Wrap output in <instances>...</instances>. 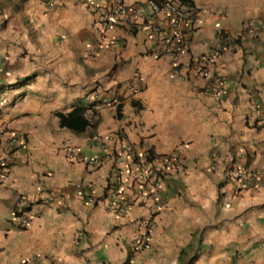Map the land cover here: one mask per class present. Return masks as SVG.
<instances>
[{
	"label": "crops",
	"instance_id": "1",
	"mask_svg": "<svg viewBox=\"0 0 264 264\" xmlns=\"http://www.w3.org/2000/svg\"><path fill=\"white\" fill-rule=\"evenodd\" d=\"M191 2L202 24L175 67L152 55L142 31L118 26L98 35V15L83 0H0V121L26 143L0 184V264H264V128L254 127L255 102L264 107V31L246 30L264 23V0ZM221 33L230 46L201 76L191 60L208 54ZM117 41L92 56L99 43ZM217 78L227 90L219 101L207 89ZM98 93L119 96L120 110L91 102ZM79 106L93 113L96 127L62 128L58 114ZM117 133L123 144L148 143L158 156L180 147L183 159L157 204L134 205L124 217L104 195L113 166L108 153L120 144L94 140ZM67 145L80 159L65 152ZM95 157L103 165L87 167ZM233 166L260 171L261 188L234 196L224 179ZM80 183L94 187L96 205L76 189ZM21 194L32 205L25 230L11 223ZM148 220L151 245L135 254L132 243Z\"/></svg>",
	"mask_w": 264,
	"mask_h": 264
},
{
	"label": "built area",
	"instance_id": "2",
	"mask_svg": "<svg viewBox=\"0 0 264 264\" xmlns=\"http://www.w3.org/2000/svg\"><path fill=\"white\" fill-rule=\"evenodd\" d=\"M85 7L92 13L98 15L95 20L97 34L105 35L110 29L127 26L142 31L145 34L146 44L150 47L154 57L162 59L169 57L175 67L179 66V58L183 54H189L193 37L201 27L202 20L200 11L191 6L184 5L179 0H147L144 4L129 5L124 0H118L109 6H103L95 0H83ZM1 18V12H0ZM246 30L253 36L256 31H264V23L256 25L255 28L247 26ZM229 36L220 34L219 43L208 53L191 60L192 67L201 76H206L209 65L229 48ZM119 46L118 41L113 46H104L99 43L92 56L96 57L106 48L114 50ZM136 80V79H135ZM134 90L140 92L141 87L137 81L133 82ZM225 81L217 78L208 85V92L216 101L223 99L227 90L224 88ZM91 102H100V105L108 107H119L121 99L114 94L98 93L90 98ZM259 111V117L255 122V128H264V107L255 102ZM88 119L93 121V113L88 111ZM5 135L8 139L3 142ZM98 143L115 142L120 144L108 154L112 160V168L105 187V198L109 202L110 209L118 217H124L134 205H142L153 200L157 204L158 194L164 186L165 180L171 173H177L182 168L181 148H177L171 154L158 156L148 143L141 147L123 144L121 134H113L107 138L95 136ZM4 143L3 154L0 155V184L5 183L14 165L16 155L26 146L24 138L13 131H10L5 123L0 121V145ZM65 152L77 159H80L79 149L67 145ZM218 158L215 156L211 171L217 169ZM87 167L92 169L100 168L104 160L102 157H95L85 160ZM226 183L233 188L234 196L245 191L259 190L262 185V174L258 170L248 169L244 166H233L224 170ZM76 189L85 194L86 202L96 205L99 200L92 185L77 184ZM32 205L25 194L18 197L16 207L11 217L13 227L25 230L32 223ZM154 225L148 220L141 225L139 234L132 243V250L140 254L151 245ZM84 239V234L78 235L77 244Z\"/></svg>",
	"mask_w": 264,
	"mask_h": 264
},
{
	"label": "trees",
	"instance_id": "3",
	"mask_svg": "<svg viewBox=\"0 0 264 264\" xmlns=\"http://www.w3.org/2000/svg\"><path fill=\"white\" fill-rule=\"evenodd\" d=\"M184 5L193 6V3L191 0H179ZM120 110V107L118 108ZM88 108L86 107H76L71 113L69 114H58V117L60 119V125L62 128H66L68 130H71L75 133H83L89 128H95L96 125L92 124L88 117Z\"/></svg>",
	"mask_w": 264,
	"mask_h": 264
},
{
	"label": "clouds",
	"instance_id": "4",
	"mask_svg": "<svg viewBox=\"0 0 264 264\" xmlns=\"http://www.w3.org/2000/svg\"><path fill=\"white\" fill-rule=\"evenodd\" d=\"M120 107V106H119ZM93 122V121H92Z\"/></svg>",
	"mask_w": 264,
	"mask_h": 264
}]
</instances>
